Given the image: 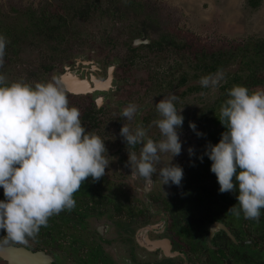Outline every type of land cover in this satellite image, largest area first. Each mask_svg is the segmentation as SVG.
<instances>
[{
    "label": "flooded vegetation",
    "instance_id": "1",
    "mask_svg": "<svg viewBox=\"0 0 264 264\" xmlns=\"http://www.w3.org/2000/svg\"><path fill=\"white\" fill-rule=\"evenodd\" d=\"M49 1L43 0L41 4ZM101 1L95 0L93 5ZM60 11L61 15L43 10L39 18L28 20L36 24L30 23L23 29L32 37L43 34L52 39L55 36L57 40L52 52L40 60L41 73L32 70L30 80L59 79L70 105L79 108L86 130L105 140L110 164L99 181L89 178L75 193L74 209L51 217L35 239H29L26 245L0 247V250L13 248L16 251L0 254V264H264V209L259 221L247 220L242 213L239 218L227 213L237 203L238 191L220 193L217 178L210 171L211 161L206 155L202 162L199 159L205 145L217 143L225 131L218 118L227 90L233 85H244L249 90L264 87V72L254 69L245 77L240 70L230 74L223 86L226 92L217 102L218 109H212L215 123L211 127L206 109L186 110L191 104L188 93L201 90L197 85L187 88L190 72L198 67L196 49L186 43L179 44L171 32L154 39L143 29L128 30L120 26L122 22H113L107 27L108 34L100 37L104 39L90 54L62 62L69 53V44L56 36L66 27L72 13L65 8ZM55 18L59 21L53 20ZM0 29L5 31L0 30V35L7 40L16 39L18 29L15 31L8 25ZM251 46L246 43L243 52L237 54L247 53ZM251 48L253 56H264V42H257ZM8 54L9 51H5L2 74L7 61L10 62L6 58ZM160 56L163 63L172 61L169 68L160 62ZM227 61L223 56L211 57L204 66L207 75L216 74ZM244 65L251 69L254 64ZM133 73L147 75L136 80ZM258 76L263 78L255 83L253 80ZM184 86L186 89L180 91ZM172 93L178 97L177 109L184 106L183 127L178 130L182 151L172 159L173 164H179L184 170L180 186L162 185L158 175L145 179L132 172L131 167L126 166L127 146L119 134L124 123L130 128L142 123L149 137L161 139L159 129L153 124L159 119L155 103ZM129 103L137 104L139 109L131 121L120 117ZM189 122H194L204 135L198 137ZM190 146L194 149L192 156L188 153ZM128 150L139 154V146ZM169 159L170 156L162 155V164ZM2 199L3 189L0 188ZM3 235L0 232V237Z\"/></svg>",
    "mask_w": 264,
    "mask_h": 264
},
{
    "label": "clouds",
    "instance_id": "2",
    "mask_svg": "<svg viewBox=\"0 0 264 264\" xmlns=\"http://www.w3.org/2000/svg\"><path fill=\"white\" fill-rule=\"evenodd\" d=\"M8 40L0 35V68L3 67ZM225 80L223 70L203 76L200 85L218 88ZM178 97L172 93L155 103L159 119L153 124L161 139L154 140L142 124L130 128L123 124L120 136L126 143L132 172L145 179L158 175L164 184L180 186L184 170L172 159L182 151L178 130L182 129L183 107L177 109ZM138 105L129 103L120 114L133 120ZM219 121L225 131L220 140L208 142L202 155L211 161L219 192L238 191L236 204L227 213L259 221L264 209V87L249 90L233 85L220 107ZM189 127L198 137L194 122ZM139 146V154L135 149ZM194 155L193 147L188 148ZM105 140L89 132L81 121L78 107L70 105L59 79L42 82L14 80L0 73V247L26 245L35 239L49 219L62 211H71L74 198L91 178L99 181L106 174L108 159ZM162 155L170 156L162 164ZM167 195V194H166Z\"/></svg>",
    "mask_w": 264,
    "mask_h": 264
},
{
    "label": "rangeland",
    "instance_id": "3",
    "mask_svg": "<svg viewBox=\"0 0 264 264\" xmlns=\"http://www.w3.org/2000/svg\"><path fill=\"white\" fill-rule=\"evenodd\" d=\"M42 1L0 0V18L5 21L0 20V27L8 25V28L13 27L15 31L18 29L16 39L12 42L8 40L6 46V51L10 54L6 55V58L10 59V62L7 61L3 73L11 81L22 79L32 83L40 82V78L30 80L32 70L41 73L40 60L42 56L52 52L51 48L57 40L55 36L52 39V36L43 34L32 37L23 29L30 23L36 24L37 22L28 20L39 18L41 11L61 15L60 8L72 13L67 18L68 23L66 18L63 19L67 23L66 27L56 36L58 40L69 44V53L65 54L62 62H72L75 57L90 54L92 49L97 48L99 41L104 39L100 37L108 34L107 27H111L113 22H122L120 26L123 25L129 28L128 30L143 29L154 39L166 37L171 32L170 35L175 34L179 44L186 43L196 49L198 67L190 72L187 88L197 85L201 90L188 93L191 104L187 105L186 110L190 109V112L193 108L206 109L211 118V127L215 123V111L213 114L212 109H218L217 102L222 93L226 92L223 86L230 79V74L240 70L245 77L254 69L264 72V64L261 63L264 56H253L251 51V47H255L257 42H264V0H259L256 6H252L249 0H102L96 5H93L95 0H50L45 5L41 4ZM91 6L94 7L90 9ZM53 20L59 21L58 18ZM246 43L252 45L249 47L251 50L237 54L243 52ZM92 55L97 57V54ZM98 55L105 56L104 53ZM213 56H223L224 60H228L221 69L225 80L218 88H204L200 85V79L209 74L204 66ZM159 60L165 68H169L172 63H163V56H160ZM47 61L49 62V59ZM247 63L254 65L250 69L244 65ZM164 70L161 68V71ZM133 75L139 80L147 74ZM185 89L184 86L180 91ZM214 126L216 127V124Z\"/></svg>",
    "mask_w": 264,
    "mask_h": 264
},
{
    "label": "trees",
    "instance_id": "4",
    "mask_svg": "<svg viewBox=\"0 0 264 264\" xmlns=\"http://www.w3.org/2000/svg\"><path fill=\"white\" fill-rule=\"evenodd\" d=\"M249 3L252 6H256L259 3V0H249ZM262 78H263V76H258L253 81H255V83H258V82H260L262 80Z\"/></svg>",
    "mask_w": 264,
    "mask_h": 264
},
{
    "label": "water",
    "instance_id": "5",
    "mask_svg": "<svg viewBox=\"0 0 264 264\" xmlns=\"http://www.w3.org/2000/svg\"><path fill=\"white\" fill-rule=\"evenodd\" d=\"M6 251H9L11 253H12V251L16 252L15 249H13V248H4V249L0 250V254H4Z\"/></svg>",
    "mask_w": 264,
    "mask_h": 264
}]
</instances>
